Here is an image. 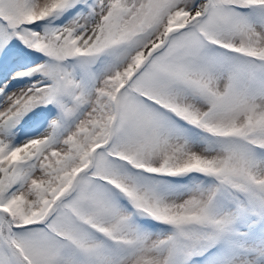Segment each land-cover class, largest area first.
<instances>
[{
    "label": "snow or ice",
    "instance_id": "1",
    "mask_svg": "<svg viewBox=\"0 0 264 264\" xmlns=\"http://www.w3.org/2000/svg\"><path fill=\"white\" fill-rule=\"evenodd\" d=\"M0 264H264V0H0Z\"/></svg>",
    "mask_w": 264,
    "mask_h": 264
}]
</instances>
